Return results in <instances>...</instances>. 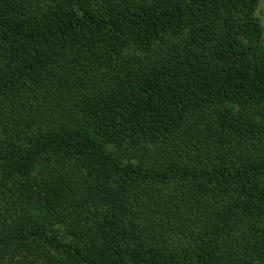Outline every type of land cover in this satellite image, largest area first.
Instances as JSON below:
<instances>
[{
  "label": "trees",
  "instance_id": "trees-1",
  "mask_svg": "<svg viewBox=\"0 0 264 264\" xmlns=\"http://www.w3.org/2000/svg\"><path fill=\"white\" fill-rule=\"evenodd\" d=\"M264 0H0V264H264Z\"/></svg>",
  "mask_w": 264,
  "mask_h": 264
},
{
  "label": "rangeland",
  "instance_id": "rangeland-1",
  "mask_svg": "<svg viewBox=\"0 0 264 264\" xmlns=\"http://www.w3.org/2000/svg\"><path fill=\"white\" fill-rule=\"evenodd\" d=\"M257 15L260 18L262 24H263V28H264V4H262L258 11H257Z\"/></svg>",
  "mask_w": 264,
  "mask_h": 264
}]
</instances>
